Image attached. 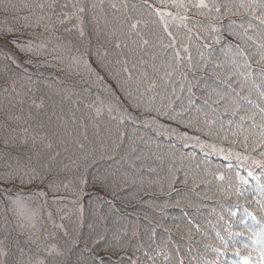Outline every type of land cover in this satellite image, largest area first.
I'll use <instances>...</instances> for the list:
<instances>
[{
    "label": "trees",
    "instance_id": "obj_1",
    "mask_svg": "<svg viewBox=\"0 0 264 264\" xmlns=\"http://www.w3.org/2000/svg\"><path fill=\"white\" fill-rule=\"evenodd\" d=\"M0 21V264H264V0Z\"/></svg>",
    "mask_w": 264,
    "mask_h": 264
},
{
    "label": "rangeland",
    "instance_id": "obj_2",
    "mask_svg": "<svg viewBox=\"0 0 264 264\" xmlns=\"http://www.w3.org/2000/svg\"><path fill=\"white\" fill-rule=\"evenodd\" d=\"M3 26H4V23L2 21H0V30L3 28ZM11 39L14 42V44L16 46H18V50L19 49H22V50L25 51V55L22 58L23 60H26V61L31 60L32 54L35 56L34 58L36 59V55H38L39 52H40V50H39L40 49V46L39 45H36V43L34 44V42H31V40L25 39L23 37H18L17 36V37H13ZM37 50H39V51H37ZM34 58H32V59H34ZM21 205H20V207H22L25 210L24 213L27 216L32 214V211H31L30 207L26 206L22 202H21ZM256 256L257 255L252 256V258H255Z\"/></svg>",
    "mask_w": 264,
    "mask_h": 264
},
{
    "label": "snow or ice",
    "instance_id": "obj_3",
    "mask_svg": "<svg viewBox=\"0 0 264 264\" xmlns=\"http://www.w3.org/2000/svg\"><path fill=\"white\" fill-rule=\"evenodd\" d=\"M179 6H182V5H179ZM204 6H206V5H204ZM169 15H170V14H169ZM261 75L264 76V69L261 70ZM242 179H243V178H242ZM237 254H239V253L237 252ZM262 256H264V253H262ZM245 259H247V258H245Z\"/></svg>",
    "mask_w": 264,
    "mask_h": 264
}]
</instances>
